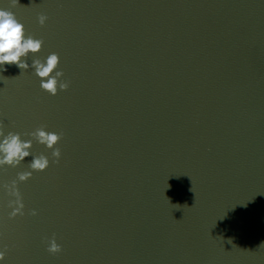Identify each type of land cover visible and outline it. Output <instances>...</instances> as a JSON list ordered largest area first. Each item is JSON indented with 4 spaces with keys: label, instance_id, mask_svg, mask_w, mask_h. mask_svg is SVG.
Here are the masks:
<instances>
[{
    "label": "clouds",
    "instance_id": "9594fccd",
    "mask_svg": "<svg viewBox=\"0 0 264 264\" xmlns=\"http://www.w3.org/2000/svg\"><path fill=\"white\" fill-rule=\"evenodd\" d=\"M19 4V0H10V7ZM47 17L40 15L38 21L41 26L45 24ZM43 45V40L35 39L32 36H26L25 28L15 17L14 13L9 10L0 9V72L7 71L5 65H16L21 70L29 68L27 57L29 53H38ZM60 57L56 53L47 56L46 61L40 59L32 61V67L35 69V75L40 78V87L51 96H55L59 90H67L69 84L61 80L64 73L55 71L58 68ZM6 79L8 77H5ZM32 139L22 140L21 135L15 132H8L5 135L4 124L0 122V167L5 165L11 167L19 166L26 157L31 155L32 140L34 139L41 145H45L47 149L52 150L51 155L55 163H59L61 151L55 146L62 138L61 134L49 132L45 130V126L37 128L34 132L28 133ZM49 159L44 154L34 156L28 167L31 171H25L18 174V181L25 182L31 178L33 171L43 172L49 167ZM17 180H13L11 184H5L4 187L8 195L15 197L10 200L8 206L12 208L9 218H15L17 215H23L24 204L21 194L17 187ZM192 191V189H190ZM32 215H36L33 210ZM231 241V240H230ZM47 251L50 254H57L62 251L61 246L56 242L53 236L48 241ZM0 251V261L5 259V252Z\"/></svg>",
    "mask_w": 264,
    "mask_h": 264
}]
</instances>
